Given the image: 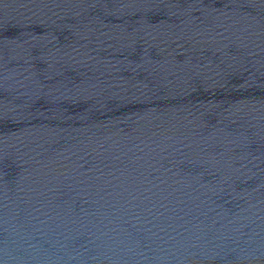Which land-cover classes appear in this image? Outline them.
Instances as JSON below:
<instances>
[{
	"label": "water",
	"instance_id": "water-1",
	"mask_svg": "<svg viewBox=\"0 0 264 264\" xmlns=\"http://www.w3.org/2000/svg\"><path fill=\"white\" fill-rule=\"evenodd\" d=\"M0 264H264V0H0Z\"/></svg>",
	"mask_w": 264,
	"mask_h": 264
}]
</instances>
